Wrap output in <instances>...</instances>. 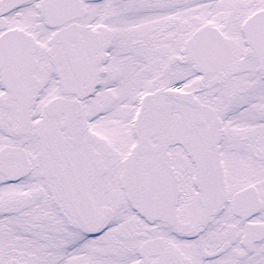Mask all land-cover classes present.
Instances as JSON below:
<instances>
[{
	"label": "snow or ice",
	"instance_id": "6c2138e0",
	"mask_svg": "<svg viewBox=\"0 0 264 264\" xmlns=\"http://www.w3.org/2000/svg\"><path fill=\"white\" fill-rule=\"evenodd\" d=\"M0 264H264V0H0Z\"/></svg>",
	"mask_w": 264,
	"mask_h": 264
}]
</instances>
